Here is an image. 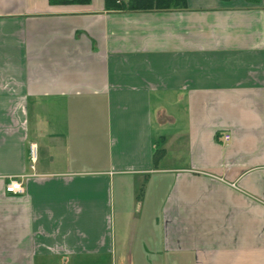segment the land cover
Instances as JSON below:
<instances>
[{
    "label": "crops",
    "instance_id": "obj_1",
    "mask_svg": "<svg viewBox=\"0 0 264 264\" xmlns=\"http://www.w3.org/2000/svg\"><path fill=\"white\" fill-rule=\"evenodd\" d=\"M0 264H264V0H0Z\"/></svg>",
    "mask_w": 264,
    "mask_h": 264
},
{
    "label": "trees",
    "instance_id": "obj_2",
    "mask_svg": "<svg viewBox=\"0 0 264 264\" xmlns=\"http://www.w3.org/2000/svg\"><path fill=\"white\" fill-rule=\"evenodd\" d=\"M90 2L91 0H49L51 4H89ZM184 5L185 0H103V7L107 12L169 10ZM162 153V150L156 151L155 161Z\"/></svg>",
    "mask_w": 264,
    "mask_h": 264
},
{
    "label": "rangeland",
    "instance_id": "obj_3",
    "mask_svg": "<svg viewBox=\"0 0 264 264\" xmlns=\"http://www.w3.org/2000/svg\"><path fill=\"white\" fill-rule=\"evenodd\" d=\"M170 160H165L164 163L169 162ZM114 186V184H113ZM138 185L133 186L130 180H126L125 184L121 189L117 183L113 187V196H114V207H115V229L122 230L125 228V222L128 221V217L134 209L132 206L134 204L135 194L138 195ZM122 196V206L118 205L117 201L121 200ZM121 233V232H120ZM120 236V235H119Z\"/></svg>",
    "mask_w": 264,
    "mask_h": 264
},
{
    "label": "built area",
    "instance_id": "obj_4",
    "mask_svg": "<svg viewBox=\"0 0 264 264\" xmlns=\"http://www.w3.org/2000/svg\"><path fill=\"white\" fill-rule=\"evenodd\" d=\"M231 136L229 134L223 135V142L230 141ZM29 157L32 163L36 161L37 157V146L35 144H29ZM31 168H33L31 166ZM24 176H18L10 178L8 183L5 184L4 191L9 194H19L23 193L22 179Z\"/></svg>",
    "mask_w": 264,
    "mask_h": 264
}]
</instances>
